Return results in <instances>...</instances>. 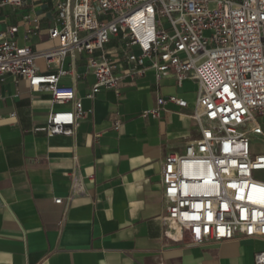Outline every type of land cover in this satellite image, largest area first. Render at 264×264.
Returning <instances> with one entry per match:
<instances>
[{
    "label": "crops",
    "instance_id": "1",
    "mask_svg": "<svg viewBox=\"0 0 264 264\" xmlns=\"http://www.w3.org/2000/svg\"><path fill=\"white\" fill-rule=\"evenodd\" d=\"M59 1L4 5L0 32L14 26L18 46L49 51L58 45L49 29ZM106 51L117 64L118 88L92 98L95 76L83 56L66 55L61 64L35 59L42 73L68 71L60 83L75 87L85 111L72 135L36 130L71 103H53L49 91L32 90L22 77H0V264H254L264 239L198 245L164 236L161 166L166 153L198 135L190 116L198 84H177L173 74L157 80L152 70L131 78L125 49L111 42ZM168 95L187 107L167 103L160 117L141 116Z\"/></svg>",
    "mask_w": 264,
    "mask_h": 264
},
{
    "label": "built area",
    "instance_id": "2",
    "mask_svg": "<svg viewBox=\"0 0 264 264\" xmlns=\"http://www.w3.org/2000/svg\"><path fill=\"white\" fill-rule=\"evenodd\" d=\"M22 1L0 0V9ZM56 8L49 36L58 45L49 51L18 46L14 26L0 32V77H22L32 90L49 91L53 103L72 104L51 111L36 130L72 135L85 112L75 87L60 83L68 71L42 73L38 57L61 64L66 55L83 56L95 76L89 98L118 88L117 64L106 51L111 42L125 49L131 78L152 70L157 80L192 79L198 89L190 116L198 135L164 156V236L198 245L264 239V178L255 176L264 171V152L251 149V137L264 141V0H62ZM167 103L187 107L183 98L158 96L141 116L158 118ZM120 126L116 120L114 129ZM254 264H264V250Z\"/></svg>",
    "mask_w": 264,
    "mask_h": 264
},
{
    "label": "rangeland",
    "instance_id": "3",
    "mask_svg": "<svg viewBox=\"0 0 264 264\" xmlns=\"http://www.w3.org/2000/svg\"><path fill=\"white\" fill-rule=\"evenodd\" d=\"M251 149L253 153L264 152V141L257 136L251 137ZM255 176L264 178V171H256Z\"/></svg>",
    "mask_w": 264,
    "mask_h": 264
}]
</instances>
